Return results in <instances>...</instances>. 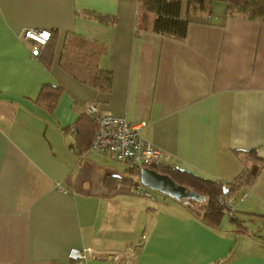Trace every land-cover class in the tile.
<instances>
[{"label": "crops", "instance_id": "crops-1", "mask_svg": "<svg viewBox=\"0 0 264 264\" xmlns=\"http://www.w3.org/2000/svg\"><path fill=\"white\" fill-rule=\"evenodd\" d=\"M209 2L182 3L175 39L151 30L152 12L139 24V0H0V264H75L72 247L94 252L86 264H114L108 255L134 244L131 264H264V166L247 153L264 160V20ZM29 28L55 36L48 65L22 38ZM77 39L103 45L93 62L110 80L95 87L62 68ZM44 85L60 88L52 107ZM90 103L139 124L169 154L162 169L258 175L216 225L201 218L204 199L145 198L127 162L77 144Z\"/></svg>", "mask_w": 264, "mask_h": 264}, {"label": "trees", "instance_id": "trees-1", "mask_svg": "<svg viewBox=\"0 0 264 264\" xmlns=\"http://www.w3.org/2000/svg\"><path fill=\"white\" fill-rule=\"evenodd\" d=\"M184 1L187 2V5L190 4L193 6V8L205 9L206 4L210 0H139V9L143 13H154L155 17L151 26L152 31L175 39H183L186 35L188 24V18L182 16L180 13ZM224 1L227 3L226 11L228 14H244L248 19L264 20V0ZM54 43L55 36L50 31V37L37 56L47 65L53 57ZM103 48L102 44L91 43L80 39H77V42L72 40L68 42L62 53L60 65L76 79L88 82L96 87L99 84H103L106 79L110 80L107 72L96 69V64L93 62L95 55H97L96 52L101 53ZM86 59L88 60L87 62H85ZM107 87L108 86L105 84L103 89ZM59 89L60 88L57 86L44 85L40 90L39 98H43L44 101L47 102L48 107H52L56 103L60 93ZM99 89H102V86ZM40 103H42L41 100ZM95 129L87 113L84 112L78 120V125H76L77 144L79 146L86 145L89 147ZM247 153L252 154L256 162H261L262 166H264V160L258 158L255 151L252 150ZM162 167L163 165L158 166L156 170L168 174L177 183L187 186L189 189H193L204 196V201H201L203 207H201L200 215L202 220L209 225H216L223 215L224 209H226L224 205L219 203L218 197L220 195H225L227 197L231 196V194L235 193L240 188L251 185L258 175V166L256 169L253 167H244L234 179L223 182L197 176L184 170L181 171L173 168L162 169ZM130 171L138 173L139 170L131 166ZM128 181L130 182L132 179H128ZM131 184H134V181ZM223 188L226 189L225 194L223 193ZM198 201L199 200H196V202H194L190 200L192 204H196ZM190 202L187 203L190 204ZM200 206H202V204Z\"/></svg>", "mask_w": 264, "mask_h": 264}, {"label": "built area", "instance_id": "built-area-1", "mask_svg": "<svg viewBox=\"0 0 264 264\" xmlns=\"http://www.w3.org/2000/svg\"><path fill=\"white\" fill-rule=\"evenodd\" d=\"M49 37L50 31L45 29L29 28L22 33V38L33 41L30 52L35 57L40 54ZM85 111L96 128L91 148L110 152L116 160L125 161L138 170L144 166L156 169L168 160L169 154L146 140L140 133L139 124H131L125 115L100 112L92 103L86 105ZM133 188L137 194L151 198V190L138 180L134 182ZM218 201L221 205L229 207L232 198L220 195ZM135 246L136 244L128 246L120 253L109 254L108 258L110 257L114 264H131ZM68 257L75 264H86L89 259L95 257V254L89 247H72Z\"/></svg>", "mask_w": 264, "mask_h": 264}, {"label": "water", "instance_id": "water-1", "mask_svg": "<svg viewBox=\"0 0 264 264\" xmlns=\"http://www.w3.org/2000/svg\"><path fill=\"white\" fill-rule=\"evenodd\" d=\"M138 181L150 190L160 192L178 201L187 202L191 199H204L203 195L177 183L168 174L160 172L155 168L141 167L138 171ZM223 193H226L225 188H223Z\"/></svg>", "mask_w": 264, "mask_h": 264}, {"label": "rangeland", "instance_id": "rangeland-1", "mask_svg": "<svg viewBox=\"0 0 264 264\" xmlns=\"http://www.w3.org/2000/svg\"><path fill=\"white\" fill-rule=\"evenodd\" d=\"M210 4H211V6H216L217 4H222L224 7L225 6H227V3L224 1V0H210V2H209ZM210 6H208V8H209ZM210 9V8H209ZM148 15V14H147ZM145 16H146V14H144V13H141L140 14V18H139V24L140 25H144V24H146V23H148V22H146L145 21ZM151 193L153 194V195H155V196H161V195H163L162 193H160V192H157V191H154V190H151ZM195 205V204H194ZM195 206H197V205H195Z\"/></svg>", "mask_w": 264, "mask_h": 264}]
</instances>
